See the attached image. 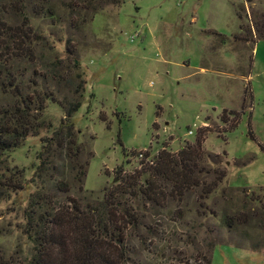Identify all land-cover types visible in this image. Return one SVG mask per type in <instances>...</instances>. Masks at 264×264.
Wrapping results in <instances>:
<instances>
[{
    "label": "rangeland",
    "instance_id": "obj_1",
    "mask_svg": "<svg viewBox=\"0 0 264 264\" xmlns=\"http://www.w3.org/2000/svg\"><path fill=\"white\" fill-rule=\"evenodd\" d=\"M0 17L27 35L18 49L0 38V109L14 101L4 73L43 101L37 133L0 154V262L28 259L29 215L100 201L137 153L175 154L202 127L222 181L140 206L120 264H264V0H0ZM75 102L76 144L91 153L79 195L57 151L38 176Z\"/></svg>",
    "mask_w": 264,
    "mask_h": 264
},
{
    "label": "trees",
    "instance_id": "obj_2",
    "mask_svg": "<svg viewBox=\"0 0 264 264\" xmlns=\"http://www.w3.org/2000/svg\"><path fill=\"white\" fill-rule=\"evenodd\" d=\"M1 37L5 40L4 47L18 49L27 35L23 27L6 26L0 17ZM3 80L6 82L1 84V89L14 101L0 109V154L17 148L21 140L37 133V120L43 109V101L23 94L22 87L10 74L4 73ZM78 107L75 102L65 110V118L46 139L38 155V176L53 169L51 161L57 151L71 174L69 184L79 195L91 153L76 144L70 117ZM205 131L206 128H199L193 143H185L175 154L162 148L154 157L149 158L144 152L138 159L137 153L139 167L131 173L117 170L113 185L92 205L81 206L80 200H70V208L60 207L59 216L51 214L49 222L45 216L35 220L29 215L24 232L30 244L29 257L24 264H120L125 261V233L138 225L140 206L164 208L167 203L182 201L193 192L205 198L222 181L224 172L217 166L218 157L202 149ZM61 186L62 191H68V185ZM233 219L235 216H229L228 227ZM60 223L67 227H61Z\"/></svg>",
    "mask_w": 264,
    "mask_h": 264
},
{
    "label": "built area",
    "instance_id": "obj_3",
    "mask_svg": "<svg viewBox=\"0 0 264 264\" xmlns=\"http://www.w3.org/2000/svg\"><path fill=\"white\" fill-rule=\"evenodd\" d=\"M188 134L190 135L191 132L189 131ZM142 154H143V152H141V153L138 154V159H139V158H142Z\"/></svg>",
    "mask_w": 264,
    "mask_h": 264
}]
</instances>
